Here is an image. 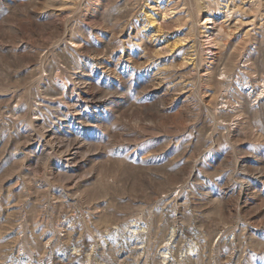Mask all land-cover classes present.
<instances>
[{"label":"rangeland","instance_id":"374dc122","mask_svg":"<svg viewBox=\"0 0 264 264\" xmlns=\"http://www.w3.org/2000/svg\"><path fill=\"white\" fill-rule=\"evenodd\" d=\"M0 264H264V0H0Z\"/></svg>","mask_w":264,"mask_h":264}]
</instances>
